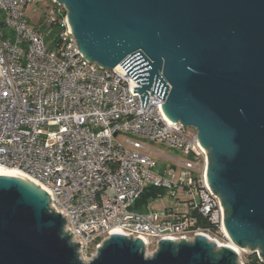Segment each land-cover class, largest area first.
Segmentation results:
<instances>
[{"label": "water", "instance_id": "1", "mask_svg": "<svg viewBox=\"0 0 264 264\" xmlns=\"http://www.w3.org/2000/svg\"><path fill=\"white\" fill-rule=\"evenodd\" d=\"M88 61L121 65L168 123L193 127L204 179L219 197L227 234L264 261V0H54ZM49 197L0 175V264H238L203 235L158 242L112 234L88 262Z\"/></svg>", "mask_w": 264, "mask_h": 264}, {"label": "built area", "instance_id": "2", "mask_svg": "<svg viewBox=\"0 0 264 264\" xmlns=\"http://www.w3.org/2000/svg\"><path fill=\"white\" fill-rule=\"evenodd\" d=\"M26 3L0 0V165L46 189L50 206L66 217L64 228L78 242L83 262L112 234L155 249L164 239L211 238L176 207L161 213L148 206L132 209L147 187H181L186 200L221 228L224 209L204 179L205 153L196 132L188 134L178 120L168 123L155 93L148 92L142 108L141 94L133 92L139 84L121 65L103 67L81 55L66 15L57 33L60 44L47 47L44 34L23 14ZM147 142L185 155L175 160L184 169L178 181L153 171L148 152L154 150Z\"/></svg>", "mask_w": 264, "mask_h": 264}, {"label": "rangeland", "instance_id": "3", "mask_svg": "<svg viewBox=\"0 0 264 264\" xmlns=\"http://www.w3.org/2000/svg\"><path fill=\"white\" fill-rule=\"evenodd\" d=\"M53 0H27L26 5L23 7V14L26 17L28 24L32 27H36L43 32L47 31L46 23L50 20L52 15L51 8H46L47 5H52ZM46 46H49V42H46ZM186 132L188 134L195 133L196 130L193 127H187ZM119 138L123 140V136L119 135ZM148 147L154 150V152H148L149 157L153 163V171L158 175L164 176L172 182L178 181L180 175L184 172L180 164L175 160H185V155L176 149L166 147L160 144L148 143ZM187 195L183 192L181 187H178L171 192H165L160 196L153 198L148 205V209L156 212H164L167 207H176L177 209L184 211L186 209L185 200ZM224 212L228 211L224 209ZM220 235H211L212 241L219 247V243H227L229 240L224 235L220 228ZM214 239V240H213ZM188 241H191L190 239ZM218 244V245H217ZM239 253L237 254L236 262L238 264H244L246 255L252 252L258 254V249L248 250L239 246ZM155 250V247H145V256L151 255Z\"/></svg>", "mask_w": 264, "mask_h": 264}, {"label": "trees", "instance_id": "4", "mask_svg": "<svg viewBox=\"0 0 264 264\" xmlns=\"http://www.w3.org/2000/svg\"><path fill=\"white\" fill-rule=\"evenodd\" d=\"M38 2L39 0H35ZM46 8L52 10V15H50L49 26L47 27V31L43 32L40 29L36 28L39 32L44 34L45 40L49 42V48H55L60 43L58 42L57 33L59 31L60 20L66 15V10L62 5H57L53 2L52 5H47ZM166 191L161 188L156 187H147L144 191L137 197L135 203L132 206V209L143 211L147 208L149 202L157 197L165 193ZM172 193V192H171ZM172 207H167L168 212H172ZM183 213L190 217L194 222L192 227L198 228L204 231H208L212 236L220 235L219 224L213 222L210 219V216L204 215L201 213L198 208L195 207L191 200H186V211ZM244 264H264V261L261 259L256 252H252L246 255Z\"/></svg>", "mask_w": 264, "mask_h": 264}, {"label": "bare ground", "instance_id": "5", "mask_svg": "<svg viewBox=\"0 0 264 264\" xmlns=\"http://www.w3.org/2000/svg\"><path fill=\"white\" fill-rule=\"evenodd\" d=\"M1 174H8V175H16L19 176L21 178H23L24 180L30 182L32 185H34L43 195H45L46 197L48 196L47 191L44 187H41L36 181H34L33 179L29 178L28 176H26L25 174H23L22 172H20L19 170L12 168V167H8V166H2L0 165V175ZM221 230L224 233V235L227 237V239L229 240L227 243H219V247H228L230 249H232L233 251H235L237 254L239 253V246L236 245L231 238L229 237V235L226 232L224 223H221ZM207 238V237H206ZM207 240L212 242L211 238H207ZM214 240V239H213Z\"/></svg>", "mask_w": 264, "mask_h": 264}]
</instances>
